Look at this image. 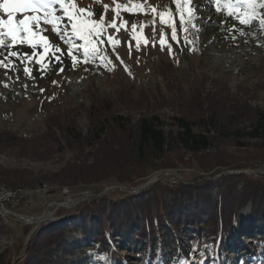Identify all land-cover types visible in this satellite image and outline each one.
I'll list each match as a JSON object with an SVG mask.
<instances>
[{"label":"rangeland","instance_id":"1","mask_svg":"<svg viewBox=\"0 0 264 264\" xmlns=\"http://www.w3.org/2000/svg\"><path fill=\"white\" fill-rule=\"evenodd\" d=\"M177 2L73 0L77 8L85 10V20L102 19L107 25L105 36L113 38L111 45L106 38L103 45L97 44V51L87 60L80 47L82 41L72 39L71 46L79 47V51L69 56L70 45L62 31L58 34L52 25L43 22L36 43L43 36L50 51L61 49L56 55L62 63L44 61L41 70L27 43L0 48V60L9 64L8 70L0 66V130L12 132L20 139L11 145L0 144V173L7 176L0 185V264H23L20 261L29 242L44 225L60 221L71 225V219L87 213L85 205L94 198L139 195L147 185L156 183H164L175 192L180 182L198 176L208 178L196 169L181 167L151 172L136 187L110 182L59 188L46 181V176L69 165L92 164L108 143L118 141L122 129L116 124L117 118H122L125 127L128 123L133 128L143 116H154L165 125V131H172L174 118L197 119L205 110L215 108L221 114V128L229 131L247 129L249 116L264 109V26L259 23L264 9L257 7L256 19L241 24L237 10L243 11L245 5L236 4L235 0H219V11L214 0H179L182 24ZM259 3L264 0H257ZM162 14L165 23L161 22ZM0 18L6 20L7 16L0 11ZM15 18L22 19L23 15ZM113 23L116 28L111 27ZM173 26L178 43L172 39ZM11 51H17L23 62L17 57L8 58ZM61 66L63 72H59ZM25 67L29 68L27 74ZM223 94L229 101L249 107L244 112L249 113L248 117L238 114L229 118L218 99ZM207 95L218 98L207 100ZM215 139L218 150L227 153L254 152L256 143H260L253 141L239 148L233 141ZM181 153L188 162L190 155ZM230 173L264 176V162L225 174ZM137 188L142 190L136 191ZM106 191L107 195H103ZM171 191L166 194L168 203L175 197ZM250 211L251 203L241 215ZM71 228L61 234L60 240L70 245L77 241L80 247L75 254H65L57 244L52 260L89 264V257L97 255V251L88 246L83 234ZM187 243L183 238L182 246L188 247ZM126 247L119 249L126 264H141L138 249ZM209 249L207 242L205 247L190 250L188 264L208 262L212 257Z\"/></svg>","mask_w":264,"mask_h":264},{"label":"trees","instance_id":"2","mask_svg":"<svg viewBox=\"0 0 264 264\" xmlns=\"http://www.w3.org/2000/svg\"><path fill=\"white\" fill-rule=\"evenodd\" d=\"M218 97L229 118L238 114L248 117L244 112L249 107L229 101L226 95ZM218 112L210 108L197 119L174 118L172 131H165V125L154 116H143L133 128L128 123L126 128L122 118H117L116 124L122 129L120 137H115L118 141L108 143L92 164L69 165L46 176V181L59 188L110 182L136 187L151 172L181 167L196 169L208 178L198 176L180 182L175 192L164 183H156L139 195L94 198L85 205L87 213L71 219V225L67 221L44 225L29 242L20 263L75 264L52 260L57 244L65 254H75L80 247L77 241L70 245L60 240L72 226L97 251L89 257V264H126L119 253L123 246L127 250L137 248L141 264H188L189 251L205 247L207 242L212 257L204 264H264V176L225 174L264 162V109L249 116L251 123L245 130L224 131ZM103 123L105 126V120ZM104 126L100 128L102 134ZM215 137L233 141L239 148L253 141L260 143H256L254 152L227 153L218 150ZM18 141L16 134L0 130V144ZM181 151L190 155L188 162ZM2 176L0 173V185L7 177ZM36 183L42 185L43 181ZM170 191L175 195L172 203L166 200ZM249 203L250 213L242 216ZM183 238L188 247L182 246Z\"/></svg>","mask_w":264,"mask_h":264},{"label":"snow or ice","instance_id":"3","mask_svg":"<svg viewBox=\"0 0 264 264\" xmlns=\"http://www.w3.org/2000/svg\"><path fill=\"white\" fill-rule=\"evenodd\" d=\"M214 2L217 4V11H219V0H214ZM235 2L236 4L245 5L243 11L237 10L240 12L241 18L239 22L241 24H250L256 19L257 7L264 9V3L257 4V0H235ZM57 5L59 6L58 8ZM177 7L178 11L181 12V23L183 24V9L179 6V0ZM125 10L134 11V9ZM0 11L7 16L6 20L0 18V48L5 46L15 48L18 45L27 43L33 48L32 57H36V63L41 66V70L44 67V61L48 63L52 61L62 63L60 56L56 55L57 52H61V49L55 48L53 51H50L49 43L43 36H39L40 43H36L37 34L42 31L40 28L41 22L52 25L53 30L58 34H61L62 31L65 42L70 45L68 49L69 56H73L74 51H79V47L73 48L71 46L73 38L83 42L80 47L83 48L85 60H87L90 54L97 51V44H104L105 38L109 45L113 42L111 36H105L107 25L103 24V20L101 19L99 22L85 20V10L77 8L73 0H0ZM28 13L32 15H28ZM17 14H22L23 18L17 20L15 18ZM86 15L91 16L92 14L86 13ZM161 22L165 23L163 14ZM259 23L264 26V18H261ZM111 27L116 28L117 26L113 23ZM133 28H135V25H133ZM93 38L95 39L93 40ZM172 39L177 41L174 26L172 29ZM6 40L8 41L7 44ZM144 42L147 44V40ZM137 46H139V40H137ZM161 46H163V41H161ZM24 55L26 56L27 54ZM10 57L20 58L21 62H23V58L17 51L9 52L8 58ZM0 66H3L6 70L9 68V64L5 63L4 60H0ZM63 71L64 68L61 66L59 72ZM24 72L26 74L29 73V68L25 67ZM55 83L53 81V84ZM41 92H43V89H41Z\"/></svg>","mask_w":264,"mask_h":264},{"label":"water","instance_id":"4","mask_svg":"<svg viewBox=\"0 0 264 264\" xmlns=\"http://www.w3.org/2000/svg\"><path fill=\"white\" fill-rule=\"evenodd\" d=\"M230 174H238V173H230ZM149 185H147V187H148ZM146 188V187H145ZM142 190V188H137L136 189V191H141ZM109 191H106L103 195H107V193H108Z\"/></svg>","mask_w":264,"mask_h":264},{"label":"built area","instance_id":"5","mask_svg":"<svg viewBox=\"0 0 264 264\" xmlns=\"http://www.w3.org/2000/svg\"><path fill=\"white\" fill-rule=\"evenodd\" d=\"M12 196H15V194H13V193H10Z\"/></svg>","mask_w":264,"mask_h":264}]
</instances>
